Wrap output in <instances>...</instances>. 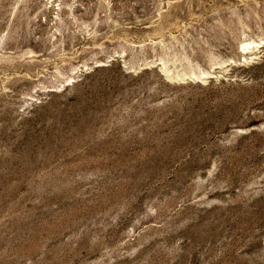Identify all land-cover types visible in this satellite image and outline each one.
<instances>
[{
    "label": "rangeland",
    "instance_id": "1",
    "mask_svg": "<svg viewBox=\"0 0 264 264\" xmlns=\"http://www.w3.org/2000/svg\"><path fill=\"white\" fill-rule=\"evenodd\" d=\"M0 264H264V0H0Z\"/></svg>",
    "mask_w": 264,
    "mask_h": 264
},
{
    "label": "trees",
    "instance_id": "2",
    "mask_svg": "<svg viewBox=\"0 0 264 264\" xmlns=\"http://www.w3.org/2000/svg\"><path fill=\"white\" fill-rule=\"evenodd\" d=\"M259 63H253L251 65H242L233 69L232 74H236V77H241L242 79H235L232 84L238 87H244L251 80L255 74L252 72V69L258 66Z\"/></svg>",
    "mask_w": 264,
    "mask_h": 264
}]
</instances>
